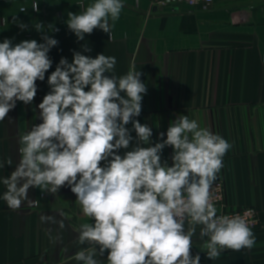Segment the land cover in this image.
Masks as SVG:
<instances>
[{
	"label": "clouds",
	"instance_id": "obj_1",
	"mask_svg": "<svg viewBox=\"0 0 264 264\" xmlns=\"http://www.w3.org/2000/svg\"><path fill=\"white\" fill-rule=\"evenodd\" d=\"M78 6L81 11L68 12L65 21L78 41L95 29L114 38L123 0H90L87 6L80 0ZM32 9L40 11L38 0ZM13 23L28 30L15 16ZM34 28L43 33L45 25ZM48 29L59 31L51 24ZM41 40L0 42V122L18 101L34 102L37 81H45L52 68L49 52L58 41L47 34ZM83 51L91 49L83 46ZM116 64L114 56L93 58L80 51H73L71 62L59 60L37 105L40 122L20 133L19 160L0 177L6 189L0 199L15 211L25 201L39 206L29 198L30 189L57 194L69 188L90 221L76 229V242L83 246L72 257L77 264H101L97 256H106V264H200L199 252L192 254L197 228L208 259L225 250H252L256 236L248 221L239 214H218L212 197L232 144L187 115H178L154 142L152 127L135 119L148 91L143 73L133 65L117 77ZM166 147L172 149L170 164L162 159ZM12 164L0 161V168Z\"/></svg>",
	"mask_w": 264,
	"mask_h": 264
},
{
	"label": "crops",
	"instance_id": "obj_2",
	"mask_svg": "<svg viewBox=\"0 0 264 264\" xmlns=\"http://www.w3.org/2000/svg\"><path fill=\"white\" fill-rule=\"evenodd\" d=\"M34 2L0 0V42L10 38L14 44L28 39L41 43L42 34L58 41L49 52L52 68L45 81H37L34 102L18 101L10 119L0 122V161H13L11 167L0 168V177L8 176L19 160L20 133L40 122L37 105L49 91L47 76L59 60L71 62L73 51L93 58L99 53L114 56L117 77L133 65L143 73L148 91L135 119L152 127L154 142L178 115H187L232 144L217 174L216 181L225 187V203L217 207L218 213L246 207L259 211L252 250H225L218 259H208L197 228L192 254L199 252L200 264H264V0H214L206 9L123 0L125 7L112 29L114 38L95 29L83 41L65 23L68 12L81 11L80 0H38L39 12L33 11ZM89 2L83 0L85 6ZM14 16L28 30L13 23ZM38 22L45 25L43 33L34 28ZM49 24L59 31H50ZM83 46L91 51L84 52ZM127 127L132 129L131 124ZM131 134L135 137L134 131ZM171 153L166 147L162 155L169 164ZM5 190L0 183V196ZM29 198L39 200V206L25 201L13 211L0 199V264H77L72 257L83 246L76 242V229L90 221L82 216L75 195L67 187L57 194L37 188L30 189ZM42 216L53 220L42 221ZM96 258L106 264V256Z\"/></svg>",
	"mask_w": 264,
	"mask_h": 264
},
{
	"label": "built area",
	"instance_id": "obj_3",
	"mask_svg": "<svg viewBox=\"0 0 264 264\" xmlns=\"http://www.w3.org/2000/svg\"><path fill=\"white\" fill-rule=\"evenodd\" d=\"M156 6H167L173 4H184L192 8H203L206 9L214 3V0H153ZM212 197L216 207L223 206L225 203V187L222 181H215L212 188ZM218 214H239L243 216L255 231L260 228V217L259 211L253 207H246L242 209H236L231 211H224ZM17 264H47L45 261H39L36 263L21 262Z\"/></svg>",
	"mask_w": 264,
	"mask_h": 264
}]
</instances>
